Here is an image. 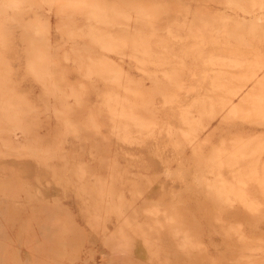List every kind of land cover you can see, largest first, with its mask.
Listing matches in <instances>:
<instances>
[{
	"label": "rangeland",
	"instance_id": "374dc122",
	"mask_svg": "<svg viewBox=\"0 0 264 264\" xmlns=\"http://www.w3.org/2000/svg\"><path fill=\"white\" fill-rule=\"evenodd\" d=\"M0 264H264V0H0Z\"/></svg>",
	"mask_w": 264,
	"mask_h": 264
}]
</instances>
